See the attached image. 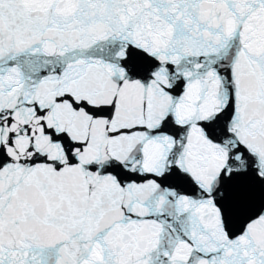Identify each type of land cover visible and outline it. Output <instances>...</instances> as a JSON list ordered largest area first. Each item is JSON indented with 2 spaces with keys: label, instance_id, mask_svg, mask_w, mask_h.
<instances>
[{
  "label": "snow or ice",
  "instance_id": "snow-or-ice-1",
  "mask_svg": "<svg viewBox=\"0 0 264 264\" xmlns=\"http://www.w3.org/2000/svg\"><path fill=\"white\" fill-rule=\"evenodd\" d=\"M0 264H264V0H0Z\"/></svg>",
  "mask_w": 264,
  "mask_h": 264
}]
</instances>
